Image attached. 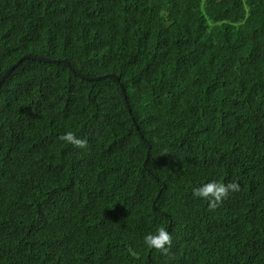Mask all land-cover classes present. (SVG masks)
Masks as SVG:
<instances>
[{"label": "trees", "instance_id": "obj_1", "mask_svg": "<svg viewBox=\"0 0 264 264\" xmlns=\"http://www.w3.org/2000/svg\"><path fill=\"white\" fill-rule=\"evenodd\" d=\"M24 55L52 61L0 83V264H264V0H0V77Z\"/></svg>", "mask_w": 264, "mask_h": 264}, {"label": "clouds", "instance_id": "obj_2", "mask_svg": "<svg viewBox=\"0 0 264 264\" xmlns=\"http://www.w3.org/2000/svg\"><path fill=\"white\" fill-rule=\"evenodd\" d=\"M121 88V87H120ZM124 90V88H123ZM125 102L127 104V109L129 108L127 98L125 96ZM130 109V108H129ZM128 112H130L128 110ZM133 122L134 119L132 118ZM136 127V123H134ZM138 127V126H137ZM61 141L71 144L78 148H87V140L79 138L74 132L68 131L59 137ZM240 190V184L236 181L222 183L215 180L204 183L200 187L193 189V196L202 198L208 201V207L210 210H214L219 207L230 195L231 192H236ZM144 243L148 248H154L161 254L167 255L170 252L173 243V237L169 231L164 227H160L155 233H150L144 237Z\"/></svg>", "mask_w": 264, "mask_h": 264}, {"label": "water", "instance_id": "obj_3", "mask_svg": "<svg viewBox=\"0 0 264 264\" xmlns=\"http://www.w3.org/2000/svg\"><path fill=\"white\" fill-rule=\"evenodd\" d=\"M23 59H35V60H39V61H52L50 58L47 57H41V56H34V55H24L21 58H19V60H17L15 63H13L7 70H5V72L1 75L0 77V83L3 81V79L12 71V69L17 66ZM67 63V62H66ZM121 90L123 91V85L120 84ZM128 110L130 111V109L128 108ZM135 123V122H134ZM136 128L137 125H136ZM159 196V192L157 194V197ZM153 208H155V206L153 205Z\"/></svg>", "mask_w": 264, "mask_h": 264}]
</instances>
